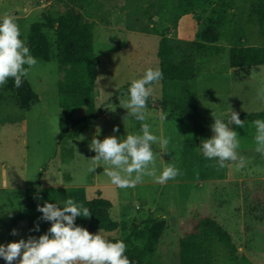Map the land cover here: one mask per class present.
<instances>
[{
    "label": "rangeland",
    "instance_id": "obj_1",
    "mask_svg": "<svg viewBox=\"0 0 264 264\" xmlns=\"http://www.w3.org/2000/svg\"><path fill=\"white\" fill-rule=\"evenodd\" d=\"M248 1L0 0V17L12 14L25 41L31 25L40 22L44 14L55 18L67 11L92 17L93 51L98 61L96 115L58 144L60 75L54 60L37 61L20 87H15L11 78L0 87V244L9 227L8 217L23 209L25 190L41 187L54 190L61 207L68 198L84 207L90 204V220L106 215L116 225L111 232L88 230L82 216L75 223L93 234L100 231L106 239L128 237L127 250L141 248L148 230L155 227L158 245L151 259L154 264H178L179 239L203 217L215 220L230 234L238 258L264 264V229L246 213L242 188L250 180L264 179V155L255 151L253 121L243 120V128L229 124L238 133L237 152L246 158L245 167L238 169L229 162L218 169L215 159L203 155L190 124L174 109L175 105L194 104L206 139L213 135L212 114L225 123L232 110L239 115L260 114L259 119L264 120V98L260 96L264 65L243 69L228 66L231 46L264 44V29L248 21ZM148 19L170 39L174 62H188L198 68V73L186 93L179 83L158 82L152 85L153 95L147 101L145 122L154 135L170 140L167 149L152 145L157 168L171 164L180 174L164 184L146 176L135 187L119 188L104 174V166L89 170L96 155L89 145L93 137L102 141L115 135L122 140L127 134H141L140 123L120 107V101L129 99V87L122 97L115 93L142 77L148 68H158L159 37L152 33ZM206 46L221 47L222 53H197ZM84 113L80 108L72 118ZM114 127L119 131L113 132ZM16 230L18 235L11 242L27 240L26 222H20ZM214 264L238 263L218 248Z\"/></svg>",
    "mask_w": 264,
    "mask_h": 264
},
{
    "label": "trees",
    "instance_id": "obj_2",
    "mask_svg": "<svg viewBox=\"0 0 264 264\" xmlns=\"http://www.w3.org/2000/svg\"><path fill=\"white\" fill-rule=\"evenodd\" d=\"M87 3L89 0H72ZM248 21L251 26L258 23L264 29V0L248 1ZM151 31L159 37L157 57L158 69L162 71L163 84L179 83L184 93L188 91L190 82L196 77L198 68L188 62H174V47L162 32H159L153 22ZM95 22L90 16L62 12L53 18L49 14L42 15L40 22L31 25L26 36V44L37 61L54 60L60 79L57 82L58 96V140L71 138L79 127L96 115L94 107V84L96 80L97 58L93 51V31ZM199 54L217 55L222 53L218 46H206L197 50ZM264 65V44L249 46H231L228 50V66L231 69H243L250 66ZM131 83L120 87L116 97H122ZM80 108L85 109L82 117L73 119L72 115ZM175 111L194 130L200 143L206 139L205 129L200 121L196 107L188 103L183 107L174 106ZM241 120L254 121L261 117L257 115H239ZM244 191V208L258 225L264 229V179L250 180L242 186ZM45 202L57 203L55 191L47 188H28L24 192L23 209L8 217L9 227L1 244L12 241L11 232L20 222H26L27 237H39L51 226V222L39 220L42 213L37 211V205ZM90 204L85 207L89 209ZM87 229L111 232L116 225L111 223L104 214L95 216L93 220L86 218ZM40 230L33 231L36 223ZM111 242L122 240L125 244L129 238L108 239ZM158 245V233L155 227L148 230V235L142 247L126 250L125 255L132 259V264H154ZM222 249L232 262L251 264L247 258L237 256V249L230 234L215 220L209 217L199 218L193 227L178 241V264H214L217 249ZM264 249V248H263ZM5 261L0 258V264Z\"/></svg>",
    "mask_w": 264,
    "mask_h": 264
},
{
    "label": "clouds",
    "instance_id": "obj_3",
    "mask_svg": "<svg viewBox=\"0 0 264 264\" xmlns=\"http://www.w3.org/2000/svg\"><path fill=\"white\" fill-rule=\"evenodd\" d=\"M20 37L15 17L5 13L0 17V87L6 85L9 78L13 79L15 87H20L37 64L26 41ZM162 78L160 69L148 68L142 77L131 81L129 99L120 101V107L127 110L128 116L140 123L141 134H127L122 140L115 135L102 141L93 137L89 145L90 150L96 153L91 158L92 167L89 170L95 171L97 166H104V174L116 187H135L143 183L146 176L164 184L180 174L179 169L171 164L158 170L152 145L158 144L161 149H167L170 140L154 135L151 125L145 122L147 101L153 95L152 85ZM260 96L264 98V89ZM212 115L213 135L202 140L200 147L203 155L210 160L215 159L218 169H224L229 162L238 169L245 167L246 158L237 152L240 147L238 133L229 127V124H235L243 128L245 121L234 110L230 112L227 123ZM161 119H166V116H161ZM252 125L256 129L255 151L264 155V120H254ZM118 131L117 127L113 128V132ZM37 211L42 213L38 219L51 222V226L38 238L29 236L27 240L22 238L6 245L0 244V258L6 264H131L125 255L127 245L122 240L111 242L100 231L93 234L76 225L77 217L92 216L82 203L78 204L72 198H68L63 207L45 202L43 206L37 205ZM39 230L37 222L33 231ZM11 235H18L17 230L13 229Z\"/></svg>",
    "mask_w": 264,
    "mask_h": 264
}]
</instances>
